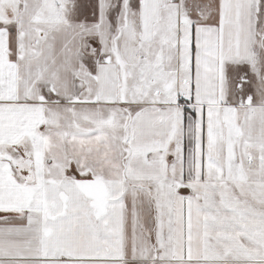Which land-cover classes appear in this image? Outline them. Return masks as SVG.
Segmentation results:
<instances>
[{"label":"snow or ice","instance_id":"1","mask_svg":"<svg viewBox=\"0 0 264 264\" xmlns=\"http://www.w3.org/2000/svg\"><path fill=\"white\" fill-rule=\"evenodd\" d=\"M0 264H264V0H0Z\"/></svg>","mask_w":264,"mask_h":264}]
</instances>
